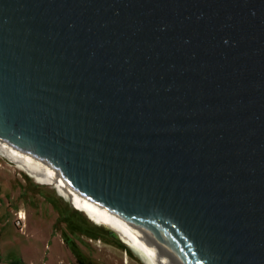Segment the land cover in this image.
Segmentation results:
<instances>
[{
    "label": "water",
    "instance_id": "water-1",
    "mask_svg": "<svg viewBox=\"0 0 264 264\" xmlns=\"http://www.w3.org/2000/svg\"><path fill=\"white\" fill-rule=\"evenodd\" d=\"M0 152L152 264H264V0H0Z\"/></svg>",
    "mask_w": 264,
    "mask_h": 264
},
{
    "label": "rangeland",
    "instance_id": "rangeland-1",
    "mask_svg": "<svg viewBox=\"0 0 264 264\" xmlns=\"http://www.w3.org/2000/svg\"><path fill=\"white\" fill-rule=\"evenodd\" d=\"M19 210L25 211L22 225ZM111 229L0 152V250L6 264H75L77 255L96 264H146Z\"/></svg>",
    "mask_w": 264,
    "mask_h": 264
},
{
    "label": "bare ground",
    "instance_id": "bare-ground-1",
    "mask_svg": "<svg viewBox=\"0 0 264 264\" xmlns=\"http://www.w3.org/2000/svg\"><path fill=\"white\" fill-rule=\"evenodd\" d=\"M2 153V152H1ZM2 154H4V153H2ZM5 155V154H4ZM5 156H7V155H5ZM8 157V156H7ZM10 160H12L13 162H15L19 167H21V168H24V169H26L24 166H22L20 163H18V162H16L15 160H13L12 158H10V157H8ZM27 170V169H26ZM28 172H30L29 170H27ZM31 173V172H30ZM32 174V173H31ZM33 175V174H32ZM36 179H38L35 175H33ZM40 180V179H39ZM21 215H24L25 216V211L24 210H21ZM100 221V220H99ZM102 222V221H101ZM105 224H107V223H105ZM109 227H111V228H113V226H111V225H109V224H107ZM118 232H119V235L123 238V240L125 241V242H127L133 249H135L138 253H139V255L141 256V257H143V259L145 260V262H146V264H152L151 263V261L149 260V258L147 257V255L145 254V252L143 251V249L139 246V245H137L133 240H131L128 236H126L125 234H123L122 232H120L119 230H118ZM134 250V251H135Z\"/></svg>",
    "mask_w": 264,
    "mask_h": 264
},
{
    "label": "trees",
    "instance_id": "trees-1",
    "mask_svg": "<svg viewBox=\"0 0 264 264\" xmlns=\"http://www.w3.org/2000/svg\"><path fill=\"white\" fill-rule=\"evenodd\" d=\"M75 264H96V263L86 256L77 255Z\"/></svg>",
    "mask_w": 264,
    "mask_h": 264
},
{
    "label": "built area",
    "instance_id": "built-area-1",
    "mask_svg": "<svg viewBox=\"0 0 264 264\" xmlns=\"http://www.w3.org/2000/svg\"><path fill=\"white\" fill-rule=\"evenodd\" d=\"M25 218L24 215H21V210L18 211V214H17V224H20L22 225V220ZM22 227V226H21ZM0 264H6L4 261H3V256H2V251L0 250Z\"/></svg>",
    "mask_w": 264,
    "mask_h": 264
}]
</instances>
